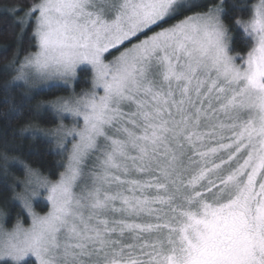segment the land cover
I'll list each match as a JSON object with an SVG mask.
<instances>
[{"label": "snow or ice", "instance_id": "6c2138e0", "mask_svg": "<svg viewBox=\"0 0 264 264\" xmlns=\"http://www.w3.org/2000/svg\"><path fill=\"white\" fill-rule=\"evenodd\" d=\"M240 7L228 23L223 0H29L36 50L10 62L5 114L30 111L21 134L62 170L11 158L27 217L0 209V264H264V0ZM82 66L89 89L37 99Z\"/></svg>", "mask_w": 264, "mask_h": 264}, {"label": "trees", "instance_id": "16d2710c", "mask_svg": "<svg viewBox=\"0 0 264 264\" xmlns=\"http://www.w3.org/2000/svg\"><path fill=\"white\" fill-rule=\"evenodd\" d=\"M28 2L29 0H0V154L7 152L10 156L8 174L6 175L0 169V209H4L6 212V207L13 203L15 180L17 177H21L23 172L22 166L11 163L12 157L23 160L31 167L39 169L46 176H56L62 170L60 168L62 157L56 155L57 151L54 145H49L41 139L32 141L26 134H21L20 130L24 127L25 122L34 119L30 111L24 110L5 114L7 101L3 92V84L14 74L10 62L13 58L22 60L25 55L36 50L31 27L22 28L19 22ZM195 2L202 6L209 4L210 0H195ZM215 2L219 3L220 0H215ZM253 2L255 0H223L226 21L231 23L234 17L243 16L248 12V8L240 7V5ZM14 7L18 10L12 11L11 9ZM198 10V8L190 9L188 14ZM171 22L174 23L176 20ZM244 39L245 37L239 30L233 31V54L236 52L241 55L244 54ZM90 76V70H81L77 88L87 87ZM86 79H88L87 82ZM68 93L69 90L66 87L53 86L46 90L37 91V99L50 100ZM35 119L42 126L47 127L51 126L53 117L45 114ZM13 210L16 211V209Z\"/></svg>", "mask_w": 264, "mask_h": 264}, {"label": "rangeland", "instance_id": "374dc122", "mask_svg": "<svg viewBox=\"0 0 264 264\" xmlns=\"http://www.w3.org/2000/svg\"><path fill=\"white\" fill-rule=\"evenodd\" d=\"M83 69H85V66H82L80 69H78V74H77L76 79L69 85H65L63 83L42 85L41 87H39L37 89V91L46 90V89H49V88H51L53 86H62V87L68 88V90H69V93L67 95H63V96H69V95H71L73 93V91H75L76 93H79L81 90L89 89L90 85H91V76L89 78V82H88L89 85L87 87H84V88H81V89L77 88V84H78V82L80 80L79 74H80V71L83 70ZM87 80L88 79H86L85 81L87 82ZM56 151H58V150L56 149ZM12 200H13V203L11 205H8V207H6V209H7V220L10 221V223L5 222L7 227H12L15 224V222H16L18 217H19V219L21 221H24L25 218L27 217V213L25 211H23L22 206L20 204V201L19 200H15V199H12ZM33 207H34L36 212L43 214L44 211L48 207V202L43 197H40V198H37L33 202ZM11 208L12 209H16V211L15 210L12 211ZM19 212H21V214H19ZM28 222L30 223V218H28ZM30 259L34 260V258H30Z\"/></svg>", "mask_w": 264, "mask_h": 264}]
</instances>
